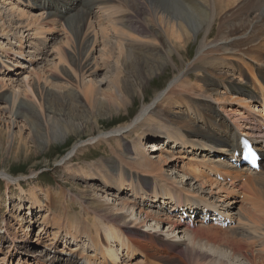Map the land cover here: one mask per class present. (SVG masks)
I'll use <instances>...</instances> for the list:
<instances>
[{
	"label": "bare ground",
	"instance_id": "obj_1",
	"mask_svg": "<svg viewBox=\"0 0 264 264\" xmlns=\"http://www.w3.org/2000/svg\"><path fill=\"white\" fill-rule=\"evenodd\" d=\"M41 1L36 5L34 0H26L31 4L26 7L17 5L18 3L23 5L25 0L0 1V52L2 53H0V71H10L13 66H18L17 64L21 62L19 59L25 57L21 51L26 48L24 53L27 57L20 65L29 72V75H25L20 80L21 83L17 79H5L4 76H0V118L6 125L5 128L0 125V154L12 156L25 148L21 133L16 136L11 129L16 126L19 119L24 118L26 123L27 118L23 114L27 109L25 106L31 109L33 113L31 116L34 115L35 119L41 120L35 125H42L47 135L51 137L56 134L54 128L47 125V117L51 111L43 105L42 87L48 88L62 102L65 100L67 102L70 98L77 103H82V106L91 113L96 112L97 105H106V103L120 110L129 103L131 89H140L141 84L158 74L164 66H171L175 55L182 58L179 50H183L187 55L194 45L198 55L197 60L186 64L185 67L182 63L180 69H175L177 72L170 79L169 86L159 92L154 100L158 101L165 97V104L169 106L177 100L181 102L182 98L189 103L192 102L191 98H201L202 105L196 103L194 108L186 106L177 114L179 120L188 118L193 120L194 124L205 121L202 129L174 127L176 124L170 121L166 131L161 132L155 129L152 123H157L158 117L166 122L167 120L163 118L164 111L157 107V102L154 105L152 102L142 107L144 111H148L142 124H140L142 116L138 112L132 122L119 125L115 131L121 132L126 129L120 135L122 138L129 133L138 135L136 142H132L130 150L132 156L125 154V157L132 160L124 164L126 170H123L121 166L115 168L114 165L108 166L109 163L100 162L97 165L100 167L97 174L99 183L106 186L115 184L114 188L120 189L121 194H118L117 190L114 193L109 191L112 202L109 197L102 196V193L106 192L104 187L92 183L96 179L92 176V172L96 170V164L90 166L89 176L82 177L90 187L76 192L79 194L78 197L72 194L73 197L68 201L79 206V210L75 213L71 211V213L63 214L67 217L63 220L59 218L57 232L62 229L66 236L69 235L72 240H78L83 235L81 227L92 220L90 234H84L87 238L84 243L90 247L89 252L92 251L91 248L93 252L78 254L75 248H69L68 258L60 256L59 260L65 259L66 262L69 261V264H79L83 258L89 264H113L118 261L119 264H143V259L133 263L123 256L129 255L130 251L133 254L138 253L137 250L140 251L133 241L137 239L136 237H145L146 240L149 237L152 238L156 242L155 249L157 244L162 246L158 248L160 252L178 250L183 245L180 251L184 250L185 259L187 254L195 255L199 246L207 248L213 256L210 260L211 264H253L247 254L263 256L264 164L263 166L260 164L258 172L253 171L246 165L237 166L236 163L229 161L227 153L230 147L235 148L238 144L237 138L234 139V133H241L254 142L260 155V163L261 160L264 161V117H262L264 109H259V105L251 106L252 112L249 109L252 99L258 100L257 104L264 106V55H261L264 52L262 50L264 48L262 45L264 43V0H58L66 9L65 11H69V8L73 9L77 4L83 6L84 12L81 10L72 17L68 16V12L63 13L61 8L56 11L52 6L50 10L51 4ZM50 1L56 2V0ZM35 7H37L36 13L30 10ZM93 8L96 10L93 11ZM58 25H60L59 30L56 31L55 27ZM71 25L72 32L69 29ZM73 31L78 33L75 37L72 34ZM4 32L11 34L10 36L14 35V46L5 47L1 41L3 34L4 37H10ZM58 36L61 37L60 41L56 42L51 51L46 50V39L50 40L52 37V41H55ZM192 37L194 40H191ZM177 40H181L182 45ZM77 43L80 48L86 45V54H77L75 46ZM126 48H131L133 51ZM74 49L76 52L73 54ZM10 52L11 57L5 54ZM68 54H72L75 66L70 63ZM51 55L55 58L48 66L51 68L48 71L49 74L55 71L52 75L55 76L52 78L49 76L48 78L47 73L44 74L46 76L40 75V71L38 72L32 64L28 63V61H32L33 64L48 61ZM86 58L88 61L91 59V63H85ZM99 59L105 64L104 74L101 79L93 80L90 75L97 72ZM213 61H224V66L235 68L237 72L243 73L244 77L235 84L223 74L215 75L218 70L213 71L210 68L216 65ZM243 61L250 65L243 64ZM128 62L134 65L132 72L127 69ZM201 62L212 63L209 64L210 67L207 65L206 67L200 65ZM238 63L242 65L240 67L235 65ZM64 68L66 75L64 71L62 72ZM189 72L196 78L195 83L191 82ZM212 74L218 78H214ZM56 77H60V82L52 81L53 78L56 81ZM125 77L131 80L126 81ZM31 80L34 83H31ZM16 81L18 82L15 83ZM34 86L36 89L33 88ZM217 86L227 87L229 94H223L221 90L219 92L221 95L201 90ZM4 90L9 92L6 96L2 94ZM176 90L181 92V98L173 96L172 93ZM214 96H217L215 101L208 102L207 99ZM225 103L240 107L242 105L243 112L238 114L236 110L228 108ZM152 110L155 112L154 118L151 117ZM213 113L217 115V118L213 117ZM165 115H168V112L165 111ZM218 116H220L219 119ZM155 130L158 132L153 133ZM105 135L107 134L103 136L100 134L98 138H104ZM145 138L152 139L149 144L152 149H156L152 152V156L156 158L157 163H166L172 156V159L175 157L174 159L179 161L180 158L188 157L187 161L183 160L186 171L182 173L194 175L196 181H200L197 177L201 178L200 187L208 182L213 188L211 193L213 196L207 197L204 192L197 189L194 186L196 181L191 182L182 177L190 188L179 183L182 180H177L174 175L177 170L175 165L170 166L169 163L167 171L162 170L159 164L156 167H149L143 166L140 162L137 163L144 158L143 149L138 144ZM177 145L180 148L176 147ZM75 148L74 144L72 150ZM192 149L200 151V154L196 156L191 153ZM203 151L211 155L222 153L226 157L209 156ZM187 152L188 154H185ZM118 154L111 156L109 153L110 156L106 155L104 158L112 164L115 161L122 163L113 158H121ZM110 158H113L112 162ZM68 160L63 161L64 166L69 165L70 169L75 170L71 172H77L76 169L80 165L70 164L71 158ZM132 167L144 169L133 177L132 173L135 170H131ZM214 170L224 177L218 178L211 174ZM1 175L9 184L14 182L20 186L17 183L18 179H13L6 173ZM144 176L148 177L145 182H143ZM239 181H241L240 184ZM230 187L234 192L230 191ZM26 196L27 201L37 203L36 207H43L42 198L33 189ZM239 196L240 202L248 205L249 209L235 208L234 198ZM60 198L58 194L57 200ZM46 199L47 196L44 200ZM237 201L239 202L238 198ZM174 203L189 204L190 207L178 209ZM170 209L171 211L175 209L182 221L171 220L172 215L161 212ZM77 215L80 216L78 221L75 220ZM213 219L228 220L225 227L228 232L225 231V233H230L233 237L231 239V241L234 240L231 244L233 247L242 243L245 255L231 254L230 250L222 248L220 243H216L219 246H215L197 240V233L187 224L189 222L194 224L197 221L206 223ZM205 229L209 231L207 227ZM204 233L208 232L204 231ZM221 234L222 232L219 235ZM134 236L136 237L132 239ZM53 239H55L54 236ZM27 240V234L22 239L12 238V242L17 241L23 245ZM145 251L142 250V252ZM147 261L150 264H156L148 258ZM55 263L54 260L53 264Z\"/></svg>",
	"mask_w": 264,
	"mask_h": 264
},
{
	"label": "rangeland",
	"instance_id": "obj_2",
	"mask_svg": "<svg viewBox=\"0 0 264 264\" xmlns=\"http://www.w3.org/2000/svg\"><path fill=\"white\" fill-rule=\"evenodd\" d=\"M3 2H5V0H3ZM11 2H13V0H11ZM34 2L37 5V2H40V0H34ZM17 5H20V7H24L25 3L23 5L21 3H18ZM80 6L81 5L77 4L76 6H74L73 9L70 10L69 8V11H65L66 9L61 3L58 8L59 9L61 8L63 13L68 12V16L70 15L72 17L77 12H80L82 10L83 6H81V8ZM37 7L39 8V6ZM37 7L31 8L30 10L36 13ZM51 9H52V6H50V10ZM95 10L96 8H93V11ZM82 12H84V10H82ZM59 26L60 25L55 27L56 31L59 30ZM66 26L68 28L67 23H66ZM69 29L72 32L71 29H73V26L71 25ZM75 30L77 31L76 28ZM4 33L7 34L11 38L10 39V38L4 37L5 35L3 34L1 41L3 42L5 47L8 48L9 46L10 47L14 46L15 45L13 44L15 42L13 39L14 35H12L13 36L12 37L10 36L11 34H8L6 32ZM72 34L75 37V35L78 33L74 32ZM174 36L176 37V35ZM60 38L61 37L58 36L55 41H52V37L50 40L45 38L47 40V45H46L47 47L45 49L51 51V49H53V46L56 44V42L60 41ZM191 40H194V38L192 37ZM177 42L180 44L181 40H177ZM262 45L264 46V43ZM75 46H76L77 54H80V53L86 54L85 44L82 45L81 48L78 47V43L75 44ZM25 49L26 48H24L22 51L19 50L21 51V54H23L25 57H22V59H19V61L21 62L17 64L18 66H13L12 70L10 71H7V70L0 71V76H4L5 79L14 78V79H17L19 83H21L20 80L25 75H29L28 69H24L20 65L25 62L24 59L27 57L26 53H24ZM126 49L133 51L131 48H126ZM262 50L264 51V48ZM76 51L74 49L72 53L74 54ZM179 52L182 54V58H180L179 55H175V56L173 55L174 57H173L171 66L170 65L164 66L158 72V74L151 77L150 79H147L143 84H141V87H139L140 89L138 88L131 89L130 90L131 97H130L129 103L126 106H124V108H121L120 110H116V108L113 105L108 106L106 103V105H97L95 109L96 112L91 113L89 110L87 111L86 107L82 106V103L81 104L77 103L70 98L67 102H65L66 100L63 101L64 102L63 103L61 99L59 100L58 99L59 97L54 96V94H52V92L48 90V88L42 87V90H44L43 91V97H44L43 105L45 108H48V110L51 111L49 114V117H47V122H48L47 125L50 128L53 127L54 128L53 130L56 132V134L53 135L52 137L47 135L46 129L42 125H38V126L35 125L36 122L38 121L41 122V120L39 118H37L38 120L35 119L34 115L31 116V114H33L31 109L25 106L27 109L24 110L23 114L27 118L26 123L24 122V118L19 119L16 126H13L11 128L13 132H15L14 134L16 136H18L21 133L20 136L22 137V140L25 143V148L20 149L17 154L12 155V156H6L3 154H0V264H50V262L53 264L54 260L56 262L55 264H69V261L66 262L65 259L59 260L58 258L60 256H63L64 258L66 257L68 258L69 248H75L78 254L82 252H86V253L93 252V248H91L92 251L89 252L90 247H88V245H85L87 238H85L84 236V234H90V228L93 225L92 220H89L88 223L85 224V226L81 227V231L83 232V235H81L78 238V240L76 239L77 241L72 240L71 237H69V235L66 236V233H64L62 229L58 230L57 232V221H59V218L63 220V218L67 217L66 215H63V214L71 213V211L75 213L79 210V206H77L76 204H73L72 202H68V201L73 196L75 197L79 196V194H77L76 192L83 191V189L89 186L86 180L82 177L89 176L88 170L91 165L96 164V170L92 172V176H95L96 179L93 180L92 183L94 185H100L104 187L103 189L106 191L105 193L104 192L102 193V196H105L106 198H108L109 196H111L109 194L110 193L109 191L114 193L116 190L118 194H121L120 189L114 188L115 184L106 186L103 183H99V180H98L99 175L97 174V170L100 167H97V165L100 162H103L106 164L109 163L110 165L108 166L114 165L115 168H117L118 166H121L123 170H126L124 168V164L127 163V161L132 160L129 158L132 156L131 154L132 152L130 150L132 147V142H136V138L138 135L134 136L133 133H129L128 135L125 134L122 138L120 135L126 129H124L121 132H117L115 131V129L119 125L132 122V119L135 117V115L138 112H140V115L142 116L140 119L141 120L140 124H142L144 122L143 120L148 114V111H144L142 107L147 106L151 104L152 102L154 105L157 102V107H159L160 110L164 111L162 115H163V118L167 120V122L162 120L160 117H158L157 123H152V126H154L155 129H159V131L161 132L166 131V126L170 121H173V123L176 124L174 127H187V128L191 127V128H196V129H202L204 127L205 121H201L198 123L195 122L194 124V122H192L193 120L186 118V119H182L185 121L183 122L182 120L178 119V114H177V112H180L186 106H192V108H194L193 106L194 105L196 106V103H199L202 105V101H200L201 98L199 99L191 98L194 104L192 102L189 103L185 101V99L182 98L181 102H178L177 100V102L175 101L174 104H171L169 106L165 104L166 103V99H164L165 97L160 98L158 101L157 99L154 100V97L159 92L164 91V89L169 86V83L171 81L170 79H172L173 76L176 74L177 72L176 70L182 67V63H184V67H185L186 64L187 65L191 64L197 60L198 55L196 54L195 45L192 47L191 51L187 55L184 54L183 50H179ZM5 54L9 55L10 57L12 56L11 52L8 54L7 53ZM261 55H264V52H262ZM68 56H69L70 63L73 66H75V62H74V58L72 57V54H68ZM48 59H49L48 60L49 62L39 61L37 64H33L32 61H28V63L29 65L32 64V66L35 67V69L38 70V72L40 71L39 72V74L41 73L40 75H44L47 73L46 74L47 77L49 76L50 78H52L55 76V75L52 76L55 71L49 74L48 71H50L51 68L48 66L50 65V62L53 61L55 58L53 55H51ZM47 62L49 64H47ZM98 62H99V65H98L99 67H97V72L90 75V78L93 80L101 79L104 74L105 64L101 60ZM213 62H216V65L214 64L213 67H210L209 65L212 62L208 64L206 62L204 63L201 62L200 65H204V66L207 65L210 68H212L213 71L218 70L215 75L223 74L225 78H228L229 80H231V82H235V84H238L241 81V78L244 77L242 75L243 73L241 74L237 72L235 68L233 69L231 67L224 66L225 65L224 61H219V62L213 61ZM85 63H91V59L88 61L86 58ZM242 63L247 66L250 65V64H247L246 61H243ZM101 64H102V67H101ZM235 65L240 67L242 64L238 63ZM44 68H46V70ZM133 68H134V65H132L131 62L130 63L128 62L127 69H129V71L132 72ZM241 70H243L242 72H245L244 69H241ZM63 71L65 73L64 75H66L65 68L62 69V72ZM184 71L185 70H183V72ZM189 73L192 78L191 82L195 83L196 78H194V75L191 72ZM213 77L216 79L218 78L214 75ZM56 78H57L56 81H55V78H53L52 81L60 82L59 81L60 77H56ZM121 78H122V81H124L123 76ZM128 80H131V79L127 78L126 81ZM18 81H16L15 83H17ZM31 83H34V81L32 82L31 80ZM42 85L43 84H41V86ZM33 88L36 89L35 86ZM103 88L105 89L104 85H103ZM201 90L209 91V92H212L213 94L217 93L219 95H221V93H219L221 91L223 92V94H226V95L229 94L228 88L223 87V86H221V88L220 86H217L216 88H205ZM35 92L37 94L36 90ZM7 93H9L8 90L6 91L4 90L2 94L3 95L5 94L4 96H6ZM172 94L173 96L175 95L177 97L180 96V98L182 97L181 92H177V90ZM215 97L217 96H214L211 99H207V98L206 99L208 100V102L212 103L215 101ZM237 102H240V101H237ZM27 103H30V102H27ZM250 103H248L250 104L249 109L252 112L251 106L253 107V105H256L257 107L258 100L252 99ZM225 104L228 108L230 107L231 110H236V113L238 114L243 112V110L241 109L242 105L240 107L238 105L237 106L230 105L229 103H225ZM165 111L168 112V115H165ZM154 113L155 112L152 110L151 117L153 118L155 117ZM254 113L256 114V112ZM210 115L212 116V114ZM213 117L217 118V115L213 113ZM219 117L220 116H218V119ZM228 121L230 122V119ZM0 125L4 128L6 127L3 119L1 118H0ZM157 132L158 131L155 130V132L153 133H157ZM100 134H102V136L103 134H107V135H105L104 138L100 137L101 139H99L98 135ZM142 141L143 142H140L138 145L139 147L143 149L144 158L142 161H138L137 163L140 162L143 166H149V167H156V165L159 164V167L162 168V170L166 169L167 171H168L167 165L170 163V166L175 165L177 168L174 174L177 180H182L184 178V180H189L191 182L196 181V178L194 175L189 176L187 173L186 174L182 173V171L183 172L186 171L185 164H183L184 163L183 160L187 161L188 157L180 158L181 160L179 161L177 159H174L175 157L172 159L173 157L172 156L171 159L167 160L166 163L164 162L157 163L156 158L152 156V152H155L156 149H152V147H150V144H149L150 142H152V139L148 140L147 138H145ZM74 144L76 145V148L72 150ZM176 147H179V146L177 145ZM178 150L180 151V149ZM190 152L195 154L196 156L200 154V151H195V149H192ZM109 153L111 156H115L117 153H119L118 155L121 158H115V157L113 158L119 160L122 163H119L118 161L113 162V164L108 162L107 158H104V156L108 155ZM126 153L129 155V157H125ZM181 153H183V150H181ZM203 153L208 154L209 156H216V155H211V153H208L205 151H203ZM185 154H188V152ZM176 155L177 153L175 154V156ZM69 158L72 159V162H70V164L78 163L80 165L76 169L77 172H71V170L73 171L75 170L70 169L69 165L64 166L63 161L65 160L69 161L68 160ZM113 158H110L111 162ZM260 164L263 166L264 161L261 160ZM143 169L144 168L132 167L131 170H135V172L132 173L133 177H135V175L138 174V172H143ZM4 173H6L9 177L13 179H18L19 181L17 183L20 186L16 185L14 182H11L10 184L6 182L3 176L1 175ZM244 177L246 178V174L244 175ZM146 179H148V177L144 176L143 182H145ZM197 179H199L200 181H196L194 186H196L197 189L204 192L205 196L212 197L213 194L211 195V193L213 192V188L211 187V185L207 182L202 187H200L199 185L201 182V178L197 177ZM184 180H182V182H179V181L177 182L189 187L188 183H186ZM6 183H8V185H6ZM240 183L241 181H239V184ZM32 189L38 193V196L40 198H42L41 203L43 207L42 208L40 207L41 210L39 207H36L37 203L27 201L26 195H29ZM230 191L234 192V190H232L231 187H230ZM128 193L129 192L127 191V194ZM58 194L61 196L59 200H57ZM46 196H47V199L44 200ZM237 198L239 199V202L237 201ZM237 198L236 199L234 198V205L236 209L237 208L238 209L239 208L249 209L248 205H245L244 202H240L241 200L240 196ZM109 199H110V202H112L111 197H109ZM43 200L45 202H43ZM53 208H55V210ZM168 211L169 210L161 211V212L162 214L166 213L170 216L172 215L171 220H175V221L179 220V218L176 215L169 213ZM252 213L254 214V212ZM162 216L164 217L165 215H162ZM79 218L80 216L77 215L75 220L78 221ZM201 225L202 227L203 226L204 227L202 228ZM206 227L208 228L209 231H207V229L204 230V228ZM209 227L212 229H210ZM189 228H191V230L197 233L196 239L201 240V242L204 241V243L206 242L211 243L215 246H219V244H216V243H220V246H222V248L224 249L228 248L227 250L228 251L230 250L231 254H240V255L246 254L245 250L243 249L242 243L240 242L239 246L235 245L234 246L235 249H234L233 245H231L233 244L234 240L231 241L233 237L230 235V233L229 234L227 233L228 230L216 224L213 225V221H210V222L206 221V223L197 221L194 224L189 225ZM204 231L208 233L206 234L204 233ZM217 231L220 233L222 232V234L219 235L220 233H218ZM225 231H227L226 233L228 235L225 233ZM55 232H56V235H54ZM26 234H27L28 240L25 243V245H23V243H17V241L12 242V238H16L17 240L20 238L22 239L26 237ZM53 236L55 237V239H53ZM228 236L230 237V240ZM135 237L136 236L132 237V239ZM136 238L137 239H133V241L135 242V246H137L140 251L137 250L138 253L135 254L132 259H129V255H123L126 260H131V262L133 263L134 262L137 263V261L139 262V260L143 259L144 261L143 264H150L147 261V258H148V260L150 259L156 264H159L160 262H163L164 264H211L210 260L211 258H213L211 253L207 250V248H201L200 246L198 247L199 249L195 251V255L187 254V257H186L187 259H185V256H183L184 250L180 251L182 250L183 245H181V248H179L178 250L171 249L170 251L164 250L160 252L159 249H155L154 240L152 238L149 237L147 240L145 237L143 238L136 237ZM160 247L162 246L157 244V248H160ZM254 248H257V247H254ZM142 250L145 251L147 254L145 252H142ZM143 255L145 257H142ZM257 255L250 256L247 254V256L252 260L253 264H264V261H263L264 255L261 257H258ZM81 262L82 264H84L82 260L79 261V264H81ZM113 264H119V261L114 262Z\"/></svg>",
	"mask_w": 264,
	"mask_h": 264
}]
</instances>
